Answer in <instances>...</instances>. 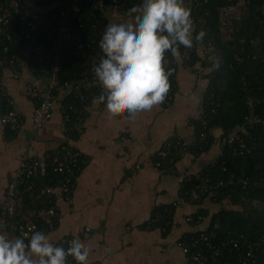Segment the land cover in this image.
Returning <instances> with one entry per match:
<instances>
[{
	"label": "crops",
	"instance_id": "crops-1",
	"mask_svg": "<svg viewBox=\"0 0 264 264\" xmlns=\"http://www.w3.org/2000/svg\"><path fill=\"white\" fill-rule=\"evenodd\" d=\"M40 1L23 0V5L31 12L48 14L52 7ZM104 14L107 24L131 19L127 12L111 8ZM21 27L20 33L28 38ZM24 46L27 49L17 60L0 58V84L23 119L19 129H6L1 122L4 110L0 104V216L7 186L21 158L52 157L59 153L62 144L69 142L84 153L87 162L76 175L72 204L60 201L55 216L48 215V210L39 213L44 226L48 224L45 234L50 241L56 244L67 237L87 241L90 244L88 264H187L178 240L186 233L206 230L212 214L223 205L229 209L234 207L225 202L216 203L212 198L214 192L198 195L200 179L209 178L201 176L203 170L221 154L218 141L198 154L174 149L182 153L176 160L171 157L167 161L168 155L163 151L164 144L176 138L194 143L195 122L203 114L209 86L207 74L213 69L203 61L215 65L217 53L206 60L200 44L196 52L201 61L190 65L180 59L178 52L174 61V91L167 104L163 101L132 116L127 112L113 115L98 96L94 97L81 114L79 123L83 130L70 139L67 130L71 125L64 119V107H69L64 105L65 92L56 94L51 120L37 130L33 127L39 101L31 97L28 89L35 85L42 94L47 93L51 75L36 69L30 43ZM72 105L75 103L70 104L75 107ZM220 132L215 130V136ZM157 163L164 171L155 168ZM171 166L172 170H165ZM191 176L197 177L196 188L193 198L185 200L183 181ZM165 205L175 207L171 227L166 232L156 225L160 214L153 219L154 213ZM201 208L208 210V216L199 223H188L187 216L195 215ZM26 211L22 215L35 213L33 209ZM0 231L9 238L17 237L6 226Z\"/></svg>",
	"mask_w": 264,
	"mask_h": 264
},
{
	"label": "trees",
	"instance_id": "trees-1",
	"mask_svg": "<svg viewBox=\"0 0 264 264\" xmlns=\"http://www.w3.org/2000/svg\"><path fill=\"white\" fill-rule=\"evenodd\" d=\"M60 0H41L47 2V6L55 9ZM245 7L242 16L237 21H232L227 27L219 24L220 8L222 6L237 3L238 0H184L185 5L191 9V16L195 29L193 36L201 29L205 36L200 42L194 40V45L205 44L207 39L212 40L210 54L217 53L218 60L203 64L213 66L207 74L209 86L204 97V111L200 120L195 122V140L187 151L195 154L203 152L211 145L219 142L223 136L232 134L239 135V138L232 143H227L221 149L216 162L208 165L201 176H208L212 182L232 180L227 186L222 185L212 194L216 203H228L234 208H226L223 205L218 211L212 214L209 219V226L205 230L216 234L220 240L232 235L237 238L243 236L245 240L264 239V188L253 186L252 183L264 179V0H244ZM111 0H107V3ZM120 4L125 3L128 8L139 0H119ZM80 18V19H79ZM79 18L73 21L71 47L60 57L61 82L71 80L80 75L87 68L91 69L94 62L99 59L100 50L98 42L104 31L106 17L104 13H98L93 9L92 2L83 0L80 4ZM205 21V23H203ZM56 23L47 19L41 22L36 30L32 31L26 38L20 33V25L2 27L0 30V58L10 57L15 60L27 49L26 44L32 49L41 42L48 43L55 36ZM184 49L179 47L178 52ZM205 54V59L210 56ZM167 60L166 70H171L169 76V90L174 91V70L176 68L175 56L171 52L165 53ZM201 61L198 53L193 51L191 60L187 64H195ZM34 62V60H32ZM39 71H50L49 66H40L33 63ZM101 89L90 88V100L100 95ZM73 99L67 95L64 105H70ZM213 104H211V102ZM89 103V102H88ZM0 104L4 114L7 111V102L0 97ZM79 104V100L77 101ZM3 117V116H2ZM6 129L11 130L8 126ZM220 134L215 136V130ZM204 134V136H201ZM245 150H250L247 155H239L238 150L242 145ZM59 151V148H58ZM182 153L172 150L168 154L167 161L171 157L176 160ZM239 178L249 179L245 185L238 182ZM50 180H53L50 182ZM60 180V174L50 167L42 176L40 185H56ZM197 177L183 181L182 198L190 200L193 198V191L196 188ZM23 205L20 214L25 210L33 209L35 213L32 220L37 224L38 230L46 233L44 220L39 213L47 210V200H33L30 193L23 195ZM174 206H161L154 214L153 219L156 225L165 232L169 231L172 223ZM26 211V212H28ZM159 211V212H158ZM25 212V213H26ZM208 210L201 208L196 216H208ZM197 222H195L196 224ZM217 228L214 229V226ZM197 232L186 233L184 236L191 237ZM73 264H76L74 262ZM80 264H84L83 261ZM210 264H264V251L258 250L255 260L250 259L246 263L238 261L234 251L225 249L217 262Z\"/></svg>",
	"mask_w": 264,
	"mask_h": 264
},
{
	"label": "built area",
	"instance_id": "built-area-1",
	"mask_svg": "<svg viewBox=\"0 0 264 264\" xmlns=\"http://www.w3.org/2000/svg\"><path fill=\"white\" fill-rule=\"evenodd\" d=\"M83 0H60L53 11L48 14L38 12H31L23 5V0H0V30L2 27L13 26L18 23L22 29V33L30 36L31 32L36 30L37 26L44 20L51 19L56 23L54 31L56 36L48 43L41 42L35 45L32 49L33 60L40 66H49L51 82L47 93L42 94L40 89L35 85H31L28 89L31 97L38 99L39 104L34 113L33 127L35 130L41 128L48 123L52 116L53 101L57 93L65 92L71 95L75 103V107H64V119L66 124L71 127L67 130L69 138L73 139L79 134L83 128L79 123L81 114L87 109L90 102V88H100L98 84L94 83V77L91 69L87 68L80 75L71 80L61 82L60 73V57L68 50L72 43V29L73 21L79 18L80 4ZM92 2L93 9L98 13H105L108 8L116 9L122 12H127L129 9L125 3L119 0H89ZM197 2L198 0H193ZM242 16V11L239 10V2L228 4L220 8L219 24L222 27H227L232 21H237ZM80 19V18H79ZM205 23V21H203ZM200 45V44H199ZM204 53L211 52L212 40L207 39L205 44H202ZM198 45L192 48H184L180 51V59L184 63L191 60V55ZM211 55V54H210ZM99 59L97 60V62ZM171 90H168L164 102L167 104L171 100ZM0 97L7 102V111L3 115L1 122L4 126H8L12 130H17L23 123L22 115L16 110L11 96L3 89L0 84ZM79 100V104L77 101ZM213 104L212 101H210ZM201 136H204L202 134ZM239 138V135L232 134L223 136L219 143L221 149L227 143H232ZM192 144V143H191ZM183 140L176 138L167 141L164 144V155L172 154V150L187 151L191 145ZM250 150H245V145L238 150L239 155H247ZM59 153L52 157L37 159L23 156L17 166L13 179L9 182L5 199L1 208L0 221L4 226L17 234L22 236L24 233L30 234L32 231H39L37 224L31 219L30 215L20 214V208L23 205V195L30 193L33 200H47L48 201V215L55 216L59 210V202L63 201L72 204V194L74 192L75 178L81 165L87 162V157L83 152L72 146V144L64 143L59 147ZM52 168L53 171L60 174V180L56 185L47 184L40 185L42 176L46 170ZM159 171L163 170L160 163L155 166ZM173 167H166L165 170H172ZM164 171V170H163ZM53 180H50L52 182ZM230 180L227 183L223 181L212 182L209 178L200 179V195L212 194L216 192L222 185L227 186L232 183ZM238 182L245 185L249 179L239 178ZM253 186L264 188V179L252 183ZM204 217L201 215L190 214L187 216L188 223H197L203 221ZM217 225L214 226V229ZM74 237H67L60 240L56 244H62L67 247V241ZM178 246L187 258V264H210V262H217L221 257L223 250L234 251L238 256V261L246 263L248 260H255L258 250L264 251V239L260 240H245L243 236L233 237L229 235L222 240L216 237V234L206 232L205 230L197 231V234L188 237L182 236L178 242ZM75 261L72 257L67 258V264H73Z\"/></svg>",
	"mask_w": 264,
	"mask_h": 264
},
{
	"label": "clouds",
	"instance_id": "clouds-1",
	"mask_svg": "<svg viewBox=\"0 0 264 264\" xmlns=\"http://www.w3.org/2000/svg\"><path fill=\"white\" fill-rule=\"evenodd\" d=\"M127 15L128 21L105 25L91 72L107 111L132 116L164 101L171 75L165 53L176 56L180 46L192 48L206 33L201 29L193 36L191 9L184 0H139ZM67 245L52 243L42 231L15 238L0 231V264H67L69 256L76 264H88L87 241L74 237Z\"/></svg>",
	"mask_w": 264,
	"mask_h": 264
},
{
	"label": "rangeland",
	"instance_id": "rangeland-1",
	"mask_svg": "<svg viewBox=\"0 0 264 264\" xmlns=\"http://www.w3.org/2000/svg\"><path fill=\"white\" fill-rule=\"evenodd\" d=\"M238 2H239V10L240 11H242L243 9H244V7H245V1L244 0H238ZM215 54V53H214ZM216 57H218V55L216 54ZM215 57V58H216ZM211 61V60H210ZM208 63H209V61H208Z\"/></svg>",
	"mask_w": 264,
	"mask_h": 264
}]
</instances>
